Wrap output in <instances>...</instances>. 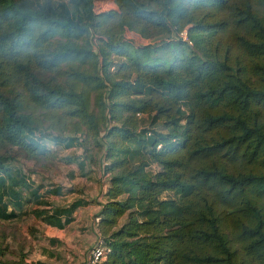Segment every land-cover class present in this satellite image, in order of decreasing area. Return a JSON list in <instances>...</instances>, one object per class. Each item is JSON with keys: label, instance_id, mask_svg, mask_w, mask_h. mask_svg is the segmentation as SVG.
I'll list each match as a JSON object with an SVG mask.
<instances>
[{"label": "trees", "instance_id": "trees-1", "mask_svg": "<svg viewBox=\"0 0 264 264\" xmlns=\"http://www.w3.org/2000/svg\"><path fill=\"white\" fill-rule=\"evenodd\" d=\"M94 1L0 0V220L33 203L67 224L92 201L49 215L62 187L10 166L6 148L44 151L34 109L61 131L54 146L81 149L80 175L107 177L103 264H264V0ZM127 31L182 56L154 60Z\"/></svg>", "mask_w": 264, "mask_h": 264}, {"label": "rangeland", "instance_id": "rangeland-1", "mask_svg": "<svg viewBox=\"0 0 264 264\" xmlns=\"http://www.w3.org/2000/svg\"><path fill=\"white\" fill-rule=\"evenodd\" d=\"M66 1V0H63ZM109 9H116V5L113 0H95L93 5V10L95 12H102ZM185 38V34H181ZM125 38H127V43L138 50L144 49L147 47L148 54L154 60L165 63L166 65L170 64L172 61H175V58L181 57L183 50L179 45L178 41L174 38H171L164 43H158L152 40L142 39L140 36L136 35L133 32H125ZM149 43V44H148ZM59 79L64 78V69H60L58 75ZM33 116L39 123V129L42 133L41 138L43 149H37L29 151V149L19 148V147H9L5 149V152L8 157V162L12 169L19 170L28 178V180L37 185H44L48 187L52 186H74L72 180L75 179V172L77 171L76 164L70 162V156L81 154V149L79 148H68L63 149L56 147L51 142L52 136L58 134L61 131L45 128V120L49 117L44 114L42 111L32 110ZM69 127V126H68ZM159 166L152 164L147 169L153 173ZM99 171V172H98ZM100 170L97 167L92 169L91 173H88L87 177L95 176L97 181H101L98 176ZM101 175V174H100ZM81 178H87L80 175ZM99 177V178H98ZM102 177V176H101ZM92 182V180H91ZM95 186L97 191L99 184H92ZM103 186V185H102ZM92 187V186H91ZM23 189V192L26 194L27 191ZM21 189V190H22ZM94 189V188H92ZM167 194H163L166 196ZM93 196V195H92ZM37 205L33 203H28L24 206L26 215L22 218L12 221H1L0 220V249L4 250L3 257L8 260H15L19 258L22 253H25L28 257L31 249L34 246V243L29 236L31 235L30 229L34 228V217L31 213L33 208ZM126 218V215L123 216L122 220ZM32 236V235H31ZM65 262H61L64 264ZM65 264H77L75 261Z\"/></svg>", "mask_w": 264, "mask_h": 264}, {"label": "crops", "instance_id": "crops-1", "mask_svg": "<svg viewBox=\"0 0 264 264\" xmlns=\"http://www.w3.org/2000/svg\"><path fill=\"white\" fill-rule=\"evenodd\" d=\"M100 174L98 173L100 177L98 178L101 181H97L95 176L91 178L87 175L85 176L87 178L82 182L83 178L77 168L75 179L72 180V184H69L74 186H62L59 194L50 193L44 196L47 204L40 208L46 210L45 212L49 215L57 208L67 207L73 200L79 198L92 200L86 201V204L75 209L69 223L64 224L66 217L64 214L59 215L61 224H58L46 222L42 218L36 217L31 211L34 217V228L30 229L32 236L30 235L29 238L32 239L34 246L28 257L26 256L25 264H61V262L70 263L72 261L79 264L87 258L98 235L94 215L99 211L101 203L105 201L104 193L108 185L107 177H101ZM94 183L99 184L97 191L92 185ZM41 191L43 190L41 189ZM25 215L26 213L19 218Z\"/></svg>", "mask_w": 264, "mask_h": 264}, {"label": "built area", "instance_id": "built-area-1", "mask_svg": "<svg viewBox=\"0 0 264 264\" xmlns=\"http://www.w3.org/2000/svg\"><path fill=\"white\" fill-rule=\"evenodd\" d=\"M94 221L97 223L98 218H95ZM109 251L110 247L104 238L100 235H97V238L91 247L87 258L79 262V264H103Z\"/></svg>", "mask_w": 264, "mask_h": 264}]
</instances>
